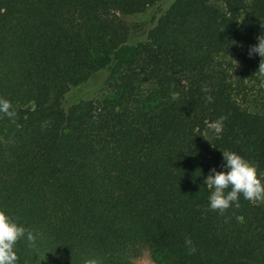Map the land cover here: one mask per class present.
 <instances>
[{"label": "trees", "instance_id": "obj_1", "mask_svg": "<svg viewBox=\"0 0 264 264\" xmlns=\"http://www.w3.org/2000/svg\"><path fill=\"white\" fill-rule=\"evenodd\" d=\"M160 1L0 0V212L35 236L17 264H264V202L221 214L203 183L225 151L264 182V0H172L128 42Z\"/></svg>", "mask_w": 264, "mask_h": 264}, {"label": "clouds", "instance_id": "obj_2", "mask_svg": "<svg viewBox=\"0 0 264 264\" xmlns=\"http://www.w3.org/2000/svg\"><path fill=\"white\" fill-rule=\"evenodd\" d=\"M253 53L264 59V36L258 37L257 43L249 49V55ZM9 108L7 101H0V112L12 117L15 113ZM216 131H220L219 124ZM221 157L220 170L210 168L209 174L204 177V186L210 189L208 208L222 214L229 206L239 207V198L249 202H264V182L257 176L255 166L234 152H221ZM21 238L29 245L35 241L32 232L0 212V264H17L15 244ZM185 244L189 246L188 254L195 252L189 239H185Z\"/></svg>", "mask_w": 264, "mask_h": 264}, {"label": "rangeland", "instance_id": "obj_3", "mask_svg": "<svg viewBox=\"0 0 264 264\" xmlns=\"http://www.w3.org/2000/svg\"><path fill=\"white\" fill-rule=\"evenodd\" d=\"M172 0H161L158 4L148 7L143 13L133 17L131 20H127L130 26V32L128 36V42H134L136 40L145 37L146 30L149 27V21L151 17L158 16L165 11ZM232 60L234 67L238 68L241 65V60L236 56H229ZM259 58L255 61L254 73L260 79H264V59ZM260 65V67H259ZM259 68V69H258ZM106 72L100 71L97 74L91 76V78L81 86V90L78 93H72L67 100H74L78 95L83 94L85 96H94L101 93L103 81L106 78ZM157 261H161V257L157 254H152L148 250L143 251L140 255L133 258L135 264H156Z\"/></svg>", "mask_w": 264, "mask_h": 264}]
</instances>
